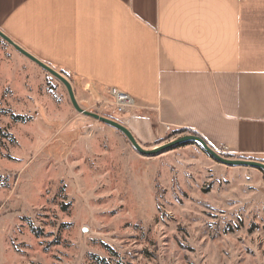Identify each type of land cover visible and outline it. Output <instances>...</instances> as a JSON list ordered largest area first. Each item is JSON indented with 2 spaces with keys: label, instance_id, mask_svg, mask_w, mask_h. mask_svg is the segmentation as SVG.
Instances as JSON below:
<instances>
[{
  "label": "rangeland",
  "instance_id": "374dc122",
  "mask_svg": "<svg viewBox=\"0 0 264 264\" xmlns=\"http://www.w3.org/2000/svg\"><path fill=\"white\" fill-rule=\"evenodd\" d=\"M199 146L139 154L0 39V264H264L261 181Z\"/></svg>",
  "mask_w": 264,
  "mask_h": 264
},
{
  "label": "crops",
  "instance_id": "0c3cea01",
  "mask_svg": "<svg viewBox=\"0 0 264 264\" xmlns=\"http://www.w3.org/2000/svg\"><path fill=\"white\" fill-rule=\"evenodd\" d=\"M0 31L69 75L77 101L131 96L125 114L100 109L140 146L186 129L264 162V0H0Z\"/></svg>",
  "mask_w": 264,
  "mask_h": 264
},
{
  "label": "water",
  "instance_id": "95a60500",
  "mask_svg": "<svg viewBox=\"0 0 264 264\" xmlns=\"http://www.w3.org/2000/svg\"><path fill=\"white\" fill-rule=\"evenodd\" d=\"M0 39L4 41L6 44L11 46L16 52H18L20 55L24 56L27 58L30 62L34 63L37 65L39 68L44 70L46 73H48L50 76L58 80L66 89L69 101L73 107V109L78 113L82 114L83 116H86L88 118H92L100 123H103L105 125H108L118 132H120L129 142V144L133 147L135 151H137L139 154L143 155H153L161 152L162 150H165L167 148L187 143V142H192L196 143L201 146L203 151L207 153L212 159L216 160L217 162L229 166V167H250V168H255L258 170H261L264 172V163L258 162V161H251V160H242V159H228L225 158L218 153L214 149H212L201 137L194 136V135H186L184 137H181L179 139H176L172 142H170L167 145H164L162 147H159L157 149H153L151 151H146L144 150L140 144L137 142L136 138L134 135L128 130L124 125L118 123L115 120L100 116L96 113H92L89 111H86L82 109L73 92L72 86L70 82L59 72L56 70L52 69L50 66L46 65L45 63L41 62L38 60L36 57L28 53L26 50H24L22 47L18 46L16 43H14L10 38H8L2 31H0Z\"/></svg>",
  "mask_w": 264,
  "mask_h": 264
},
{
  "label": "built area",
  "instance_id": "2783aa9c",
  "mask_svg": "<svg viewBox=\"0 0 264 264\" xmlns=\"http://www.w3.org/2000/svg\"><path fill=\"white\" fill-rule=\"evenodd\" d=\"M110 99L104 100L103 102L100 101L104 105H109L111 108L115 110L118 114H125L130 110L135 108L134 99L129 96L128 94L121 93L119 91L110 89L108 92ZM219 154L223 155L222 151H216Z\"/></svg>",
  "mask_w": 264,
  "mask_h": 264
},
{
  "label": "trees",
  "instance_id": "16d2710c",
  "mask_svg": "<svg viewBox=\"0 0 264 264\" xmlns=\"http://www.w3.org/2000/svg\"><path fill=\"white\" fill-rule=\"evenodd\" d=\"M63 74V73H62ZM71 78V77H70ZM11 118L13 119V121L14 122H20V123H24V122H26L27 120H28V118L27 117H25V116H22V115H13L12 113H11ZM183 133H187L188 135H194V136H198L195 132H193V131H190V130H186V129H180V130H176V134H183ZM199 137V136H198ZM186 144H190V145H197V146H199L198 144H196V143H192V142H190V143H186ZM200 147V146H199ZM225 158H231V156H229V155H223ZM256 161V160H255ZM258 161V160H257ZM258 162H261V163H264L263 161H258ZM32 232L37 236V237H39L40 236V234L38 233V229L37 228H32Z\"/></svg>",
  "mask_w": 264,
  "mask_h": 264
}]
</instances>
